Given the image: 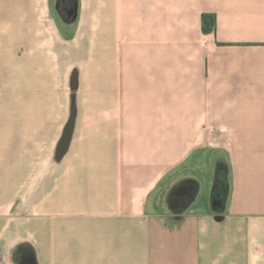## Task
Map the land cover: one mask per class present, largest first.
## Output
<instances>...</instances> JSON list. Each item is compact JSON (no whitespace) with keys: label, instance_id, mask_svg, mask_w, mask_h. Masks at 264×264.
Here are the masks:
<instances>
[{"label":"crops","instance_id":"0c3cea01","mask_svg":"<svg viewBox=\"0 0 264 264\" xmlns=\"http://www.w3.org/2000/svg\"><path fill=\"white\" fill-rule=\"evenodd\" d=\"M32 2L0 0L1 42L32 40ZM87 11L98 15L95 43H121L105 57L103 86L128 102L105 104L122 114L105 121L103 163L62 173L50 194L41 172L38 215L0 227V264L27 245L21 264H264V0H87ZM127 140L145 151L111 146ZM208 145L222 201L208 200L213 180L187 210H148L167 166ZM68 153H55L57 168ZM1 171L0 214L28 173ZM183 177L198 176L191 167Z\"/></svg>","mask_w":264,"mask_h":264},{"label":"rangeland","instance_id":"374dc122","mask_svg":"<svg viewBox=\"0 0 264 264\" xmlns=\"http://www.w3.org/2000/svg\"><path fill=\"white\" fill-rule=\"evenodd\" d=\"M71 1L72 5L75 3L74 14L69 6ZM32 13L29 43L19 40L18 34L17 39L0 41V169L11 173L21 165L25 173H29L25 183L17 186L20 191L16 192L12 205L1 210V231L15 226L23 218L38 215L41 172L45 180L43 191L50 194L62 173L68 174L75 167L85 168L90 164L91 169L93 164L104 162V154L110 148V129L105 121L122 114L119 110L113 113L109 108L105 110V104L120 109V105L128 102L124 96L106 95L105 57L119 50L121 43H95L98 15L92 16L90 21L87 0H34ZM75 26L78 29L74 34ZM114 130L121 129H111ZM111 146H116V152L133 153L136 148L142 152L146 148L141 142L136 145L135 140ZM192 146L201 149L198 145ZM213 147L208 145L207 151L192 154V159L174 160L169 164L147 199L154 202L150 205L153 208L148 207V210L162 209L174 189L177 192L173 203L182 207L180 210L205 200L202 192L213 180L220 191H225L224 177L214 178ZM57 151L73 152L65 155L60 168L55 165ZM191 167L198 177L186 181L183 174ZM186 183L192 187L185 188L181 195L177 187ZM0 186L4 185L0 183ZM29 194L31 204H27L28 201L25 204L23 201ZM208 200L213 205L218 198L212 194ZM29 250V245L17 246L15 264H21Z\"/></svg>","mask_w":264,"mask_h":264},{"label":"trees","instance_id":"16d2710c","mask_svg":"<svg viewBox=\"0 0 264 264\" xmlns=\"http://www.w3.org/2000/svg\"><path fill=\"white\" fill-rule=\"evenodd\" d=\"M202 24H203V31L206 32V33H209L211 31H213V27H214V19L212 16L210 15H207V14H204L202 15ZM192 185L190 183H186L184 185H179L177 187L178 189V192L182 195L183 194V190L186 188H191ZM175 192H177L175 189L172 190V193L170 195V199L168 201L170 207H172L173 209H176V210H180V208L182 207H177L176 205H174L173 201H174V194ZM213 196L216 198H218V202L220 203L222 201V199L224 198V191H220L216 186L215 188L213 189V192H212Z\"/></svg>","mask_w":264,"mask_h":264}]
</instances>
